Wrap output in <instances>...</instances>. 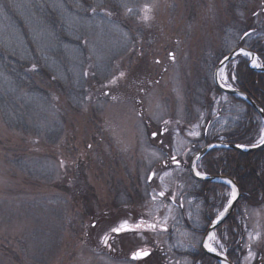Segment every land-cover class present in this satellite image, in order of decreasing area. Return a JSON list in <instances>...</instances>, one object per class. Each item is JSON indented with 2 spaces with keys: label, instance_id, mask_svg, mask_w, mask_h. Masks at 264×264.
I'll list each match as a JSON object with an SVG mask.
<instances>
[{
  "label": "rangeland",
  "instance_id": "rangeland-1",
  "mask_svg": "<svg viewBox=\"0 0 264 264\" xmlns=\"http://www.w3.org/2000/svg\"><path fill=\"white\" fill-rule=\"evenodd\" d=\"M134 10L137 16L117 13L122 31L91 34L86 73L94 78L95 68L100 76L80 105L62 97L47 109L34 104L26 132L0 117V264H127L104 253L101 233L141 216L176 221L169 197L180 189L171 158L191 157L212 125L228 127L220 110L226 93L214 85V68L260 21L264 0H139ZM240 57L248 65L250 57L237 53L219 69L221 85L234 86L230 75ZM262 130L259 117L252 141L237 144L260 142ZM263 194L261 187L253 201L241 198L235 207L239 264L264 260ZM213 236V247L223 251L226 244ZM130 240L123 243L127 251L135 248Z\"/></svg>",
  "mask_w": 264,
  "mask_h": 264
},
{
  "label": "trees",
  "instance_id": "trees-1",
  "mask_svg": "<svg viewBox=\"0 0 264 264\" xmlns=\"http://www.w3.org/2000/svg\"><path fill=\"white\" fill-rule=\"evenodd\" d=\"M138 2L139 0H0L2 121L10 128L26 132L28 128L24 119L31 117L34 104H39L40 107L46 105L47 109V105L55 106L53 99L62 97L73 107L80 105L85 100L88 89H91L89 83L97 81L100 76V72L97 73L92 65L94 69L91 72H96L94 78L85 75L90 67L87 58L90 43L93 42L91 34L95 31L99 33L102 29L103 37L108 31H122L117 13L125 9L137 16L134 9ZM89 22H92L91 25ZM245 32L239 35L237 45H244L264 57V13L260 21L253 27H246ZM253 34L257 35L255 42ZM236 63L233 75H230L232 84L249 96L253 95L256 90L253 89L251 80L256 76L260 79V76L255 75L243 57L237 58ZM33 65H36L35 70ZM257 85L263 87L262 82L258 81ZM257 93V97L264 100V91L257 90ZM47 99L50 101L45 104ZM220 110L229 119L228 127L216 130V126L212 125L213 130L203 131L202 140L206 143L216 140L229 143L252 141L251 130L258 123L257 114L252 107L237 96L225 94ZM24 114L27 116H23ZM203 157L218 159V162H223L221 167L224 173H233L238 180H244V174H254L259 168L263 170L264 149L239 152L225 147L213 148ZM210 164L217 163L213 161ZM237 243L240 245V241ZM238 244H235V257L240 255ZM238 260L239 257L235 258V264H239Z\"/></svg>",
  "mask_w": 264,
  "mask_h": 264
},
{
  "label": "flooded vegetation",
  "instance_id": "flooded-vegetation-1",
  "mask_svg": "<svg viewBox=\"0 0 264 264\" xmlns=\"http://www.w3.org/2000/svg\"><path fill=\"white\" fill-rule=\"evenodd\" d=\"M256 37L257 35L253 34L252 39L254 42ZM250 50L258 54L256 51ZM258 56V60L254 59L255 65L253 64L252 67H250L248 64V67L253 70L255 75L260 76V79L256 76L251 80V85L256 92L250 96L246 94L254 100L264 112V100L257 97V90L264 91V71H258V68H264V59H262L264 57L260 54H258ZM257 80L262 82L263 87L257 85ZM235 88L244 92L237 86H235ZM257 118L259 119L258 115ZM261 149H264V144L255 150ZM178 161L180 162L179 165L175 164L171 159L170 166L178 170L176 171L177 173L175 172V179H178L175 184L177 188L179 187L180 192L176 195V190H174L169 200L177 207L179 218L176 221L164 224L158 221L145 220L141 216L138 217L135 222H124L119 226L113 227V229H121L119 232H114L113 229L112 231L102 232L100 236L102 242L101 248L106 255L112 258L120 257L118 259L127 264H137L148 257L152 259V264H169L172 260L175 262V258L176 261L187 259V261H189L187 264H222L221 260L208 254L207 251H209L217 255L225 256L235 264V207L238 202L241 201V198L246 201L254 200L253 196L255 197L254 194L258 191L257 189L260 188L261 190V187H264V174L256 171L254 174H244V180H238L235 174L223 172L218 159L202 157L195 163V169L204 177L214 176L216 178L213 180H199L194 178L190 172L191 157L185 156ZM213 161L217 164L211 165L210 162ZM166 164H168L166 159H162L161 165L165 166ZM233 172L235 173V170ZM226 177L232 179L236 183L239 188L240 197L236 205L234 204L227 218L206 235L208 226L220 214L217 215L215 210L219 207L223 208L222 206L229 202V198L225 201V193L231 188L227 183L228 180L224 179ZM161 193L163 192L158 193L159 197H162ZM173 197H175V199H173ZM262 197H264V194ZM262 201L263 200H259L254 204L258 205ZM197 202L200 203V205H197ZM229 220H231V226L228 225ZM151 224H154L155 227H149ZM223 228H226L224 233L222 231ZM181 229L184 231L186 230L187 236L180 231ZM214 233L219 242L223 241L226 244V248L223 251H219L215 247L216 251H211L209 247H206L207 243L213 247V240L209 237L213 236ZM140 234H162L163 236L158 238L151 237L152 239L149 240L145 239V236H139ZM127 239H131L130 241L135 243V248L132 250H125L123 243ZM146 251L147 255L143 257H131L135 252L136 254H141ZM261 262L264 264V260H261Z\"/></svg>",
  "mask_w": 264,
  "mask_h": 264
},
{
  "label": "water",
  "instance_id": "water-1",
  "mask_svg": "<svg viewBox=\"0 0 264 264\" xmlns=\"http://www.w3.org/2000/svg\"><path fill=\"white\" fill-rule=\"evenodd\" d=\"M241 49H244L246 52H249V53L252 54V56L250 57V61H252L253 57L255 56V53L254 52L250 51L249 49H247V48H245L243 46H237V47L233 48L229 53H227L225 56H223L219 60V62L216 64V66L214 68V73H213V81H214V84L220 90H222V91H224L226 93L236 94V95H239V96L243 97L244 100L258 112V114L261 116L262 121H263V124H264V112L261 109V107H259V105L254 100H252L250 97L247 96V94L243 93L239 89H236V88H228V87H225V86L221 85V83H219V80H218V71H219V69L222 68L237 53H239ZM225 57H227V59H225ZM260 70L264 71V68H260ZM262 145L263 144L258 143V144H255V145L243 146V145H239V144H235V143H227V142H222V141L208 143V144H206L205 146H203L202 148H200L196 153H194L192 155L191 162H190V172H191L192 176L194 178H196V179H199V180H201V179L213 180L216 177H214V176L204 177L203 175L197 176L196 173H195V171H194V168H193L194 163L199 158H201L209 149L218 146V147L229 148V149H232V150H237L239 152H249V151H252V150H255V149L260 148ZM149 176H151V174ZM217 178H219V177H217ZM224 179H226L228 181L231 180L232 183L236 186V189H237L236 199L235 200H232L231 203H228L227 204V206L221 212V213H223V216L222 217L220 216V214H221L220 213L217 216V218L208 226V229L206 231V235L213 228H215L217 225H219L220 223H222L227 218V216L230 214V212H231L234 204H236V202H237V200H238V198L240 196V192H239V189H238L236 183L232 179H230V178H227L226 177ZM218 217H219V221H218ZM143 253H147V251L146 252H143ZM143 253L136 254V252H135V253H133L131 255V257H135V258L142 257V256H144ZM207 253L210 254L211 256L217 258L218 260L225 261L228 264H232L230 262V260L228 258H226L225 256L217 255V254H214V253L209 252V251H207Z\"/></svg>",
  "mask_w": 264,
  "mask_h": 264
},
{
  "label": "snow or ice",
  "instance_id": "snow-or-ice-1",
  "mask_svg": "<svg viewBox=\"0 0 264 264\" xmlns=\"http://www.w3.org/2000/svg\"><path fill=\"white\" fill-rule=\"evenodd\" d=\"M145 19H147V17H145ZM245 35H248V33L245 32ZM240 53L243 54V55L249 56V57L252 56L251 53L246 52L244 49H241V50H240ZM225 59H227V57H225ZM253 64L255 65V60H253ZM32 68H33V70H35V69H36V65H33ZM85 75H87V73H85ZM120 75L123 76L124 74L121 73ZM225 78H227V77H225ZM233 78H234V77H233ZM113 82H114V81H113ZM156 135H157V133H155V132L152 133V136H153V137H155ZM193 135H199V133H194ZM260 144H264V130H262L261 135H260ZM171 159H172V161H173L175 164L179 165L180 162L176 159L175 156H173ZM155 175H156L155 173H152V175L149 176L148 179L151 180L152 177L155 176ZM196 175L199 176V175H201V173H200L199 171H197V172H196ZM227 183H228L229 185L232 186L231 200L229 201V203H231L232 200H235V199H236L237 189H236V186L232 183L231 180L227 181ZM161 195L163 196L164 194L161 193ZM173 199H175V197H173ZM220 216L222 217V216H223V213H221ZM218 221H219V217H218ZM218 221H217V222H218ZM149 227H153V228H154L155 225H154V224H151V225H149ZM126 230H131V229H126ZM113 231H114V232H119V231H121V229L117 228V229H113ZM209 238H210V239H214V236H211V237H209ZM206 247H209L211 251H216V249H215L214 247H211V245H206ZM143 255H147V253H143ZM251 255H252V253L249 252V256H251Z\"/></svg>",
  "mask_w": 264,
  "mask_h": 264
},
{
  "label": "bare ground",
  "instance_id": "bare-ground-1",
  "mask_svg": "<svg viewBox=\"0 0 264 264\" xmlns=\"http://www.w3.org/2000/svg\"><path fill=\"white\" fill-rule=\"evenodd\" d=\"M207 245H209V243H207ZM222 264H228V263H226V262H222Z\"/></svg>",
  "mask_w": 264,
  "mask_h": 264
}]
</instances>
